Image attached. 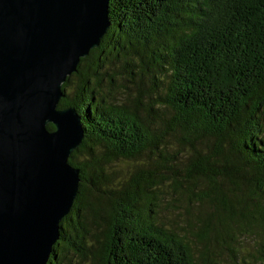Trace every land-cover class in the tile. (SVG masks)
<instances>
[{"label": "trees", "instance_id": "obj_1", "mask_svg": "<svg viewBox=\"0 0 264 264\" xmlns=\"http://www.w3.org/2000/svg\"><path fill=\"white\" fill-rule=\"evenodd\" d=\"M108 18L62 84L81 180L47 264H264V0H109ZM119 159L138 164L116 183Z\"/></svg>", "mask_w": 264, "mask_h": 264}, {"label": "water", "instance_id": "obj_2", "mask_svg": "<svg viewBox=\"0 0 264 264\" xmlns=\"http://www.w3.org/2000/svg\"><path fill=\"white\" fill-rule=\"evenodd\" d=\"M109 0H0V264H47L79 192L84 130L62 84L110 27ZM53 125L48 129L47 125Z\"/></svg>", "mask_w": 264, "mask_h": 264}, {"label": "rangeland", "instance_id": "obj_3", "mask_svg": "<svg viewBox=\"0 0 264 264\" xmlns=\"http://www.w3.org/2000/svg\"><path fill=\"white\" fill-rule=\"evenodd\" d=\"M74 80V79H73ZM72 80V81H73ZM78 160H81V157H77ZM138 162L136 161H131V160H125V159H119L113 162L111 165L108 167V171L112 172L111 177L113 178V181L118 183L122 182L124 179L128 178L129 174L136 169ZM120 180V181H119ZM118 181V182H117ZM169 208V207H168ZM164 205H162L159 210H158V218L160 220H172L171 222L174 221H181L182 219L180 216L177 215L176 211L168 209ZM244 248H249L250 246V241H244ZM242 247V246H241ZM71 257V256H69ZM71 259L76 260V258L71 257ZM220 264H229L226 261L220 263Z\"/></svg>", "mask_w": 264, "mask_h": 264}]
</instances>
